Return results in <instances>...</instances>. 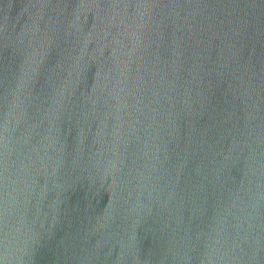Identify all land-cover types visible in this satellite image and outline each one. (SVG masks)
<instances>
[{
  "label": "water",
  "instance_id": "water-1",
  "mask_svg": "<svg viewBox=\"0 0 264 264\" xmlns=\"http://www.w3.org/2000/svg\"><path fill=\"white\" fill-rule=\"evenodd\" d=\"M0 264H264V0H0Z\"/></svg>",
  "mask_w": 264,
  "mask_h": 264
}]
</instances>
